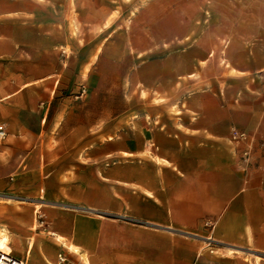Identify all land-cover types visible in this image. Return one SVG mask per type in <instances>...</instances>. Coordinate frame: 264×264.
Masks as SVG:
<instances>
[{
	"label": "crops",
	"instance_id": "obj_1",
	"mask_svg": "<svg viewBox=\"0 0 264 264\" xmlns=\"http://www.w3.org/2000/svg\"><path fill=\"white\" fill-rule=\"evenodd\" d=\"M72 4L0 0V192L34 198L9 222L16 257L264 264L262 19L230 31L223 66L218 42L190 63L183 52L135 63L126 107L93 126L86 95L73 94L92 49L77 62ZM155 63L161 76L140 79Z\"/></svg>",
	"mask_w": 264,
	"mask_h": 264
},
{
	"label": "rangeland",
	"instance_id": "obj_2",
	"mask_svg": "<svg viewBox=\"0 0 264 264\" xmlns=\"http://www.w3.org/2000/svg\"><path fill=\"white\" fill-rule=\"evenodd\" d=\"M70 12L77 62L83 58L84 44L86 53L88 47L92 49L91 76L85 85L77 84L73 94L86 95L93 126H98L124 109L125 97L137 89L131 70L135 63H160L165 57H176L172 61L179 63L181 52L190 63L217 42L220 49L214 61L221 66L228 63L227 35L234 29L251 28L260 18L264 23V0H73ZM156 63L141 69L139 78L161 76L162 67ZM4 157L0 153V159ZM31 199L0 192V238L2 242L8 238L14 256L9 222L13 211L19 212V205Z\"/></svg>",
	"mask_w": 264,
	"mask_h": 264
},
{
	"label": "bare ground",
	"instance_id": "obj_3",
	"mask_svg": "<svg viewBox=\"0 0 264 264\" xmlns=\"http://www.w3.org/2000/svg\"><path fill=\"white\" fill-rule=\"evenodd\" d=\"M3 235V234H2ZM0 238V264H17V257L12 255L7 246L8 238L5 237L4 241Z\"/></svg>",
	"mask_w": 264,
	"mask_h": 264
},
{
	"label": "built area",
	"instance_id": "obj_4",
	"mask_svg": "<svg viewBox=\"0 0 264 264\" xmlns=\"http://www.w3.org/2000/svg\"><path fill=\"white\" fill-rule=\"evenodd\" d=\"M9 133L7 130V127L5 126V124L0 123V144L3 140H5L8 137ZM232 140L235 141H241L244 140L248 137L247 133L243 132V131H238V130H233L232 132ZM17 264H23V261H21L20 259H17Z\"/></svg>",
	"mask_w": 264,
	"mask_h": 264
}]
</instances>
